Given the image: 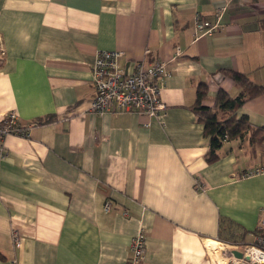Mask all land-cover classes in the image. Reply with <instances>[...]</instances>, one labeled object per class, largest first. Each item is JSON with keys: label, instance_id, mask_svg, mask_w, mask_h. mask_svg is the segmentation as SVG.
<instances>
[{"label": "crops", "instance_id": "obj_1", "mask_svg": "<svg viewBox=\"0 0 264 264\" xmlns=\"http://www.w3.org/2000/svg\"><path fill=\"white\" fill-rule=\"evenodd\" d=\"M221 7V29L196 37L195 16L214 21ZM262 25L264 0H0V114L28 126L0 155V264H127L140 231L141 264H230L253 244L264 173L241 174L264 168V150L246 135L208 162L191 106L200 83L209 106L219 88L238 95L228 70L264 85ZM102 50L123 51L128 72L167 62L160 119L90 110ZM242 114L264 128V94Z\"/></svg>", "mask_w": 264, "mask_h": 264}, {"label": "built area", "instance_id": "obj_2", "mask_svg": "<svg viewBox=\"0 0 264 264\" xmlns=\"http://www.w3.org/2000/svg\"><path fill=\"white\" fill-rule=\"evenodd\" d=\"M224 8H218L214 21L204 20L196 15L194 18L195 36L199 37L222 27L221 18ZM150 50L145 49L144 54ZM180 52L176 51V55ZM4 54L0 43V59ZM124 52L121 50H102L95 54L91 67L92 85L95 95L90 103V110L97 114L132 110L156 119H160L166 109L161 99L162 81L168 75L167 62L155 60L152 62L138 61L134 69L128 72L121 66ZM8 135L28 136V126L20 124L15 110L0 114V155L5 153L4 139ZM264 173V168L256 167L241 174L248 177ZM196 186L203 188L196 180ZM109 210V203L104 204ZM258 229L264 230V210L259 215ZM14 248L20 246V235L16 230L10 233ZM217 242V241H216ZM219 245L222 244L217 242ZM225 246V245H224ZM242 257L238 258L229 252L230 264H264V235H257L255 243L243 246ZM145 253V236L142 231L130 240V254L127 264H141ZM12 263L16 264L13 258Z\"/></svg>", "mask_w": 264, "mask_h": 264}, {"label": "trees", "instance_id": "obj_3", "mask_svg": "<svg viewBox=\"0 0 264 264\" xmlns=\"http://www.w3.org/2000/svg\"><path fill=\"white\" fill-rule=\"evenodd\" d=\"M224 73L240 88L238 95L230 96L227 91L219 88L212 105L209 106L204 104L209 97L207 85L200 83L196 90L195 102L191 106L203 126V133L208 137V162L217 159V151L224 141L243 138L246 135L252 144L264 150V128L253 126L245 114L236 115L245 102L264 94V85L252 82L243 72L228 70ZM49 120L50 118H46L39 122L46 123ZM254 232L256 235H264V230L257 229ZM219 239L224 238L219 236Z\"/></svg>", "mask_w": 264, "mask_h": 264}, {"label": "water", "instance_id": "obj_4", "mask_svg": "<svg viewBox=\"0 0 264 264\" xmlns=\"http://www.w3.org/2000/svg\"><path fill=\"white\" fill-rule=\"evenodd\" d=\"M234 256L241 258L242 257V252L240 250H232L231 251Z\"/></svg>", "mask_w": 264, "mask_h": 264}, {"label": "rangeland", "instance_id": "obj_5", "mask_svg": "<svg viewBox=\"0 0 264 264\" xmlns=\"http://www.w3.org/2000/svg\"><path fill=\"white\" fill-rule=\"evenodd\" d=\"M217 246H220L219 244Z\"/></svg>", "mask_w": 264, "mask_h": 264}, {"label": "bare ground", "instance_id": "obj_6", "mask_svg": "<svg viewBox=\"0 0 264 264\" xmlns=\"http://www.w3.org/2000/svg\"><path fill=\"white\" fill-rule=\"evenodd\" d=\"M226 262V261H225ZM224 263V262H223Z\"/></svg>", "mask_w": 264, "mask_h": 264}]
</instances>
